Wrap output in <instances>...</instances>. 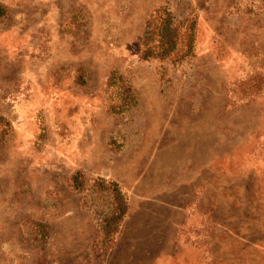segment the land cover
I'll return each mask as SVG.
<instances>
[{
    "label": "rangeland",
    "instance_id": "374dc122",
    "mask_svg": "<svg viewBox=\"0 0 264 264\" xmlns=\"http://www.w3.org/2000/svg\"><path fill=\"white\" fill-rule=\"evenodd\" d=\"M0 5V264H264V0ZM161 8L197 21L193 58H143ZM114 70L138 98L122 114ZM99 180L130 207L108 250Z\"/></svg>",
    "mask_w": 264,
    "mask_h": 264
},
{
    "label": "trees",
    "instance_id": "16d2710c",
    "mask_svg": "<svg viewBox=\"0 0 264 264\" xmlns=\"http://www.w3.org/2000/svg\"><path fill=\"white\" fill-rule=\"evenodd\" d=\"M6 15V9L0 5V19ZM148 31L142 41V56L145 60H188L194 57L197 35V21L187 18L179 23L171 10L161 8L156 10L148 20ZM84 84L83 75L79 80ZM108 90L109 109L114 114L130 111L138 104V98L128 80L114 70L109 78ZM0 121H5L0 117ZM9 124V123H8ZM8 131L0 132V146L5 141ZM77 190H83L85 177L77 173L73 177ZM96 189L109 200V211L103 215L99 224L100 248L111 249L116 242L117 235L128 215L129 203L126 193L115 182L99 180L95 183ZM34 238L39 241L49 240L50 225L43 222H34Z\"/></svg>",
    "mask_w": 264,
    "mask_h": 264
}]
</instances>
